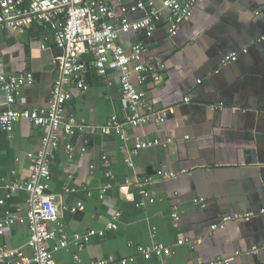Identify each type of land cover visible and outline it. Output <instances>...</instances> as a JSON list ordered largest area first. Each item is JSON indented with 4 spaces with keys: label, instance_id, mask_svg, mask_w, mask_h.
Segmentation results:
<instances>
[{
    "label": "crops",
    "instance_id": "obj_1",
    "mask_svg": "<svg viewBox=\"0 0 264 264\" xmlns=\"http://www.w3.org/2000/svg\"><path fill=\"white\" fill-rule=\"evenodd\" d=\"M137 1L109 0L115 17L122 16L125 5L130 20L144 16L135 7ZM154 1L164 14L154 34L121 32L120 41L128 48L136 41L148 46L161 79L149 78L141 86L148 100L165 110V119L139 127L124 123L103 133L101 127L113 114L123 121L128 110L114 78L116 71L102 76L94 56L82 54L85 73L94 71L90 81L86 79L88 89L69 87L65 111L86 129L76 136L60 129L49 189L59 204L56 226L68 235L69 243L55 250L57 240H52L49 248L57 264L109 255L134 256L127 264H189L217 257L231 258V264H264V0H200L176 36L168 34L161 0ZM54 38L53 28L40 20L22 33L0 32L3 70L32 71L35 76L34 84L21 89L18 108L48 106L60 55ZM237 50L236 61L221 63L226 54ZM132 80L137 83L135 74ZM5 107L0 92V110ZM46 131L27 119L16 122L12 137L0 129V200H4L0 217L26 208L27 192L21 189L8 196L6 184L29 177L33 167L29 153L37 151ZM155 137H171L173 142L131 153L140 140ZM67 142L74 145L72 153L65 148ZM160 168L177 176L156 179ZM150 175L156 180L145 188L155 194L156 202L145 206L140 204L142 189L135 182ZM78 202L83 209L73 211ZM117 211L121 213L118 227L107 229ZM246 212H253L250 220L211 230L221 215ZM92 229L105 233L92 236L81 248L75 244V233ZM28 237V225L15 223L0 235V247L32 255ZM153 241L165 244L162 256L145 258L137 252L138 245ZM254 245L259 247L257 252L250 251Z\"/></svg>",
    "mask_w": 264,
    "mask_h": 264
},
{
    "label": "built area",
    "instance_id": "obj_2",
    "mask_svg": "<svg viewBox=\"0 0 264 264\" xmlns=\"http://www.w3.org/2000/svg\"><path fill=\"white\" fill-rule=\"evenodd\" d=\"M121 1V0H119ZM200 0H161L165 10L168 24V34L176 36L181 24L191 20L195 8ZM135 7L144 12L138 20H130L128 7L121 6L122 16L115 17V12L109 0H0V32L9 29L12 32H24L37 21L48 23L54 30V39L59 49V66L51 97L47 107L18 108L16 106L23 86L32 85L35 76L32 71L9 73L3 70L0 61V92L5 95L6 107L0 110V129L13 135L16 122L27 119L33 124L47 129L37 151L30 152L33 167L29 177L19 183L6 184L8 196L14 195L18 190L27 192V206L8 211L0 217V235L10 230L15 223L27 224L29 237L27 244L32 248V255H27L21 249L0 247V261L4 264H57L48 243L57 240L53 249L65 247L69 243L68 235L57 228L59 204L49 192L51 180V163L58 147H60V129L68 135L82 134L86 126L78 121L74 114L66 115V104L71 95L69 87L77 85L83 90L88 89L86 82V64L82 60L83 53L94 56L95 65L100 75L107 77L110 70H115V81L123 92V100L128 113L125 120H120L113 114L110 121L101 127L103 133H108L112 127H120L124 123L139 127L150 122L161 124L165 119V110L158 109L148 100L146 90L141 86L149 78L160 80L161 75L155 71V63L150 56L148 46L142 41H136L126 47L120 41L121 32H142L151 37L157 27L158 21L163 17L162 10L154 0H138ZM60 25H56V20ZM240 52L232 51L222 59L223 65L236 61ZM164 64L161 67L164 68ZM136 75L137 83L132 80ZM200 81V80H199ZM189 101V97H185ZM173 142V138L166 140L159 138H145L140 140L131 153H137L143 147L166 145ZM86 143V141H85ZM65 148L68 152L74 151L72 142H67ZM86 147H83L85 150ZM106 167L109 166L103 156ZM130 165L132 161L126 159ZM109 174V172L107 173ZM156 179H168L177 176L176 172L160 168L155 173ZM155 176H147L135 182L141 191V205L154 204L155 194L145 188L148 183L154 182ZM128 185H131L127 182ZM196 202H203L196 198ZM1 203L4 200H0ZM83 209L82 202H78L73 211ZM264 212V209H262ZM120 211L115 213L112 220L107 222V229L118 227L117 219ZM179 219L177 213H173ZM253 217V212L224 214L211 224V230L223 229L231 221H247ZM104 230L92 229L85 233H75L73 240L80 248L92 236H103ZM152 237L156 236V227H153ZM166 246L162 242L153 241L137 246V252L145 258L160 257L164 254ZM258 246H252L251 252H257ZM238 254L240 252H237ZM135 257L116 258L113 255L92 261L78 262V264H114L116 262L127 264ZM189 264H231V258L217 257L210 261H190Z\"/></svg>",
    "mask_w": 264,
    "mask_h": 264
},
{
    "label": "water",
    "instance_id": "obj_3",
    "mask_svg": "<svg viewBox=\"0 0 264 264\" xmlns=\"http://www.w3.org/2000/svg\"><path fill=\"white\" fill-rule=\"evenodd\" d=\"M92 71H94V69L92 68L90 71H88L87 73H86V79H87V81H90V79H91V72ZM78 214H81V212H79Z\"/></svg>",
    "mask_w": 264,
    "mask_h": 264
}]
</instances>
